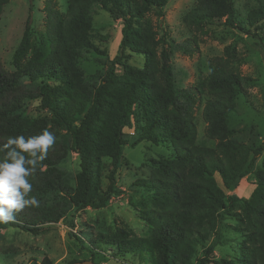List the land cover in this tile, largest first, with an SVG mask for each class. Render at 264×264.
<instances>
[{
  "label": "trees",
  "instance_id": "1",
  "mask_svg": "<svg viewBox=\"0 0 264 264\" xmlns=\"http://www.w3.org/2000/svg\"><path fill=\"white\" fill-rule=\"evenodd\" d=\"M169 1L66 0L61 11L54 0H45L43 30L33 37L26 25L12 69L0 65V145L10 136L27 138L44 129L56 142L28 178V197L39 204L16 213L9 227L38 236L71 213L105 208L121 193L116 174L127 165L123 148L149 143L170 147L173 154L150 159L148 176L132 184L146 195L135 208L145 234L137 237L123 226L99 236L98 245L110 247L114 258L132 257L138 264H264L262 149L234 142L227 124L252 80L241 74L243 59L229 48L211 60L206 72H198L186 102L202 105L204 134L215 145H197L192 107L185 103L183 109L178 99L167 34L160 35L149 17ZM248 1L253 5L241 19L234 0H195L181 23L193 45L206 25L263 43L264 0ZM7 2L0 0V7ZM95 9L121 21V40L108 69L86 76L82 54L103 55L94 44ZM134 55L143 60L140 68L127 64ZM69 154L79 159L73 177L60 169ZM245 177L253 181L246 199L235 194ZM217 249L223 253L215 259ZM93 257L89 261L96 263ZM41 264L53 263L44 258Z\"/></svg>",
  "mask_w": 264,
  "mask_h": 264
},
{
  "label": "rangeland",
  "instance_id": "2",
  "mask_svg": "<svg viewBox=\"0 0 264 264\" xmlns=\"http://www.w3.org/2000/svg\"><path fill=\"white\" fill-rule=\"evenodd\" d=\"M0 7V65L5 70H11V58L22 39L26 25L33 37L43 30V7L45 0H7ZM57 8L65 9L66 0H54ZM195 0H170L161 10L152 12L149 17L160 35L167 34L170 47V63L181 106L189 103L194 113L197 127V145L214 147L215 142L208 140L204 134L205 123L201 117L202 105L196 102H186L189 98L186 91L196 82L198 72H206L213 58L221 56L225 48L233 51L243 59L241 74L252 81L245 97H239L235 112L227 118L231 128V139L241 145L253 149L261 148L258 163L264 158V42L259 43L237 30L227 27L206 25L197 35L196 44L191 42L192 35L181 23L182 15L188 11ZM253 3L248 0H234L235 9L244 18L246 11ZM93 34L94 44L98 52H84L81 66L86 76L98 71L104 72L118 55L121 40L122 24L113 20L102 11L95 9ZM99 37L104 38L102 42ZM192 44V45H191ZM192 48V54H189ZM142 58L134 55L128 65L141 67ZM121 68L118 67L117 71ZM251 105V106H250ZM181 107V109H182ZM173 154L170 147L153 146L140 143L135 147L125 146L122 150L123 165L116 174V186L121 192L118 197H112L106 207L99 210L84 209L71 213L55 225H48L45 232L38 236L9 227L10 223H0V264H41L48 258L53 264H69L73 261L89 264H138L132 257L131 261L114 258L110 247L98 245L101 235L111 234L126 226L137 237L144 236L146 228L135 211L146 195L138 191L132 184L147 177L150 170L149 160L169 158ZM69 176L79 172V159L69 154L60 165ZM106 171L103 173L102 187L106 188ZM253 189V181L245 177L235 190L240 198H248ZM5 226V228H1ZM80 239V242L70 236ZM223 251L217 249L213 255L216 259ZM96 263L89 261L90 256ZM77 264V262H76ZM82 264V263H81Z\"/></svg>",
  "mask_w": 264,
  "mask_h": 264
},
{
  "label": "clouds",
  "instance_id": "3",
  "mask_svg": "<svg viewBox=\"0 0 264 264\" xmlns=\"http://www.w3.org/2000/svg\"><path fill=\"white\" fill-rule=\"evenodd\" d=\"M56 136L44 129L39 135L10 136L0 145L4 156L0 159V223L14 222L16 213L26 206H37L29 177L36 172L37 164L46 159L54 146Z\"/></svg>",
  "mask_w": 264,
  "mask_h": 264
},
{
  "label": "water",
  "instance_id": "4",
  "mask_svg": "<svg viewBox=\"0 0 264 264\" xmlns=\"http://www.w3.org/2000/svg\"><path fill=\"white\" fill-rule=\"evenodd\" d=\"M83 264H89L88 262H84Z\"/></svg>",
  "mask_w": 264,
  "mask_h": 264
}]
</instances>
